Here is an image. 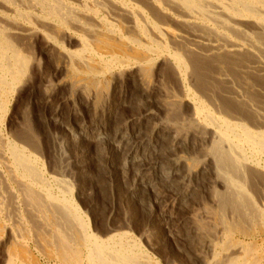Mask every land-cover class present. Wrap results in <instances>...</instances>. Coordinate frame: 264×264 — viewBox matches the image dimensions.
Returning a JSON list of instances; mask_svg holds the SVG:
<instances>
[{
	"label": "bare ground",
	"instance_id": "bare-ground-1",
	"mask_svg": "<svg viewBox=\"0 0 264 264\" xmlns=\"http://www.w3.org/2000/svg\"><path fill=\"white\" fill-rule=\"evenodd\" d=\"M22 95L39 104L30 120L120 156L129 193L158 176L174 204H208L199 264H257L242 225L264 222V0H0V123ZM33 121L0 133L1 264L45 247L62 264H142L126 234L89 231L67 181L45 179Z\"/></svg>",
	"mask_w": 264,
	"mask_h": 264
},
{
	"label": "rangeland",
	"instance_id": "rangeland-1",
	"mask_svg": "<svg viewBox=\"0 0 264 264\" xmlns=\"http://www.w3.org/2000/svg\"><path fill=\"white\" fill-rule=\"evenodd\" d=\"M15 99L16 97L14 96L8 101L7 111L5 110L4 114L2 113L0 133H2L3 138L8 137L10 131L15 130V128L20 130L26 122L33 121L29 119L31 116L29 113L30 108H39V104L31 106L26 95H22L16 101ZM37 100L36 98V102H38ZM143 102L146 106L148 105V101L145 100ZM150 105L155 108L154 104ZM63 110L65 116L71 117V108ZM127 111L128 108H121L119 116H123ZM85 119L90 122L88 117L85 116ZM121 120L119 119V121ZM33 124L35 125L39 142L38 154H36L37 163L42 172L44 171L45 179L51 181L50 178L54 176L69 183L75 205L81 211L85 221L87 220L89 231L97 238L105 239V233L109 230H115L112 234H117V232L126 234L127 241L135 242L138 253L143 255L142 264H199L200 258L198 254L201 253L203 256H208L204 242L206 239H211L208 234H211L210 236L212 237L215 228L211 220H205L200 216L203 208H208L209 210L208 204H204L205 206L203 205V208H201V206H197L198 199H193L194 197L191 199L188 196L186 201L181 204H174L173 198L177 194L176 190L171 188L169 182L158 176L153 177L150 190L141 189L131 194L128 192V186L132 180V173L121 171L120 173H111L110 165L113 168L118 167L121 164L120 156L109 160L107 158L108 150L103 145L89 139L80 144L64 139L54 128L48 130L49 127L43 121V117H40L39 121H33ZM114 127H112V130ZM55 135L61 137L62 141L60 140L58 144L53 143L52 139ZM161 140L163 143L159 147L162 151L160 156L167 157L170 154L167 148L168 140L165 138ZM148 157L151 162L156 158V156ZM110 162L111 164H109ZM146 163H148V160L141 162V164ZM138 165L135 164L134 168H137ZM164 204L167 205L165 213H163ZM249 222L247 221L242 226H246L245 229L248 233L257 236L255 238L256 244L253 243L255 248L252 243L250 244L257 252L252 251L250 247L248 248L249 252L244 253L242 257L246 258L249 255L251 259L247 257L246 260L248 262L264 264V242H262V239H264V232H262V230L264 231V222L263 224ZM253 224H257L258 227H256L257 225L254 227ZM257 230L261 232L259 233ZM25 233L23 231L19 232L21 236ZM260 234L262 239L259 241L258 236ZM38 247L40 249L43 248L42 245ZM17 248L19 249L20 247ZM21 250L22 248L17 251L18 253L20 252L17 255L21 261L20 263L17 262L18 264H62L52 254L45 252L50 250L48 247L42 249V252L33 251L27 253L22 251L23 255ZM25 256L28 257L26 258ZM2 258L3 256L0 254V264Z\"/></svg>",
	"mask_w": 264,
	"mask_h": 264
}]
</instances>
